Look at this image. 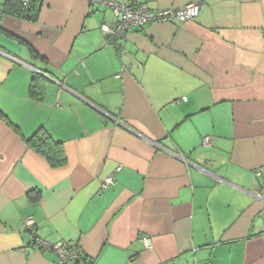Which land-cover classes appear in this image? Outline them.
Wrapping results in <instances>:
<instances>
[{
    "label": "crops",
    "instance_id": "crops-1",
    "mask_svg": "<svg viewBox=\"0 0 264 264\" xmlns=\"http://www.w3.org/2000/svg\"><path fill=\"white\" fill-rule=\"evenodd\" d=\"M139 1L201 10L117 42L90 0L0 14V264H62L36 236L76 264H264V0Z\"/></svg>",
    "mask_w": 264,
    "mask_h": 264
},
{
    "label": "built area",
    "instance_id": "built-area-1",
    "mask_svg": "<svg viewBox=\"0 0 264 264\" xmlns=\"http://www.w3.org/2000/svg\"><path fill=\"white\" fill-rule=\"evenodd\" d=\"M30 0H23L24 5H28ZM92 5L101 4L109 7L114 12V25L107 23L102 25V30L106 34L109 41L117 42L123 39L126 34L134 29H142L151 22H187L197 18L201 10V4L197 1L189 2L180 8L152 9L147 2L139 0H90ZM211 138L205 137L204 144H209ZM257 171V176L260 175ZM114 178L110 176L107 183H112ZM29 231L34 232V220L29 218L26 220ZM142 240L147 247L152 245V240L146 235H142ZM28 247L37 249H47L56 252L62 264H76L83 255V249L78 243L67 240L50 242L48 240L38 238L33 240ZM161 264H174L164 262ZM191 264H201L193 262Z\"/></svg>",
    "mask_w": 264,
    "mask_h": 264
},
{
    "label": "trees",
    "instance_id": "trees-1",
    "mask_svg": "<svg viewBox=\"0 0 264 264\" xmlns=\"http://www.w3.org/2000/svg\"><path fill=\"white\" fill-rule=\"evenodd\" d=\"M42 0H30L28 5L23 4V0H6L3 9L0 14L3 16L7 14H16L22 17L32 16L33 10L38 9ZM32 87H34V80ZM0 114H2L0 110ZM3 115V114H2ZM29 145H31L39 153L43 154L53 167H59L66 163V154L63 146V142L56 140L52 135H50L45 129H39L30 138L27 139ZM35 196H33L34 198ZM34 234V232H32ZM39 237H34V240ZM33 242V241H32ZM31 242V243H32ZM85 254L81 256V259Z\"/></svg>",
    "mask_w": 264,
    "mask_h": 264
}]
</instances>
